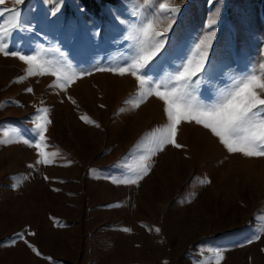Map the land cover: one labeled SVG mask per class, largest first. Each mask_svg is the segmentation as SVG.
Here are the masks:
<instances>
[{"label": "rangeland", "instance_id": "obj_1", "mask_svg": "<svg viewBox=\"0 0 264 264\" xmlns=\"http://www.w3.org/2000/svg\"><path fill=\"white\" fill-rule=\"evenodd\" d=\"M164 3L179 13L159 55L177 40L191 46L215 30L201 99L227 90L245 73L259 74L264 0L0 5L19 9L23 25L13 30L9 51L15 41L30 42L33 52L42 46L49 60L92 71L65 92L51 87L55 77H27V65L0 54V141H6L0 143V264H217L215 251L223 252L219 264H264V232L250 242L264 229V157L229 153L203 126L182 122L176 136L182 147L166 145L153 156L139 185L113 183L146 153V137L166 125L167 117L155 96L138 108L125 103L138 91L133 76L94 68L128 60L136 47L130 37L145 18L158 17L163 23L157 27H166L167 14L159 11ZM7 16H0V28ZM212 19L217 23L209 29ZM172 71L165 65L162 75ZM39 108L48 110L51 121L46 151L58 154L50 165H38V150L23 143L34 138L32 119ZM21 232L41 255L22 240L13 244Z\"/></svg>", "mask_w": 264, "mask_h": 264}, {"label": "snow or ice", "instance_id": "obj_2", "mask_svg": "<svg viewBox=\"0 0 264 264\" xmlns=\"http://www.w3.org/2000/svg\"><path fill=\"white\" fill-rule=\"evenodd\" d=\"M5 2L6 0H0V5ZM14 2L19 5L23 4L24 0H14ZM60 2L62 0H58V3ZM79 10L83 11L82 8ZM159 11L167 14L166 27H157L158 24L163 23V20L158 17L145 18L135 27L133 35L130 37L134 40L136 47L134 54L128 60L115 67L94 68V71L97 72L133 76L138 82V91L125 103L131 108H138L149 97L155 96L165 105L164 111L167 117L166 125L146 137L149 144L146 153L136 164L129 166L120 179L113 180V183L125 186L139 185V182L150 171L149 162L153 156L163 151L166 145L182 147L176 142L178 126L182 122H194L196 125L203 126L218 138L229 153H240L245 157H264V98H261L257 91V89L264 91V65L260 66L259 74L245 73L234 79L227 90H218L216 95L207 101L201 99L199 84L201 79L208 78L205 65L208 63L215 30L204 34L191 46L183 45L182 41L177 40L174 44H169L168 50L159 55L169 41L166 33L175 24L179 8L170 7L164 3L160 5ZM5 13H8V23L0 28V54L5 57L18 58L27 65V77L51 75L55 77V83L51 87L66 92L77 79L92 74L90 70L77 71L70 64L47 59L44 55L46 50L42 46L39 51L33 52L30 42L15 41V50L9 51V38L13 30L22 28L23 25L20 23L19 9L0 8V16H5ZM216 23V19L210 20L208 28L213 29ZM24 31H28V29L24 28ZM175 50L181 51L178 57L173 55ZM158 55L159 59H156ZM176 59L179 60V63L173 64V60ZM154 60L155 62L152 63ZM149 65L151 66L149 67ZM165 65H171L173 71L162 75ZM144 69L147 71H143ZM208 69L209 71L212 69L210 63H208ZM201 73L204 74L203 77ZM27 91L31 93L32 89L29 88ZM68 99L71 100V97ZM72 102L75 103V101ZM81 119L87 124H95L87 116H82ZM32 123L34 128L31 131L34 138L24 139L23 143L38 150V165L53 164L58 154L46 151L45 132L47 125L51 123L48 119V110L46 108L37 109ZM95 126L99 127L98 124ZM4 142L6 141H0V143ZM125 231L129 230L125 229ZM155 231L159 232V229H155ZM261 232H264V229L258 231L250 242L258 240ZM29 234L35 235V233ZM21 240L32 248L37 256L41 255L28 242L23 232L16 234L13 244ZM214 256L217 259V264L223 260L222 251H215Z\"/></svg>", "mask_w": 264, "mask_h": 264}, {"label": "trees", "instance_id": "obj_3", "mask_svg": "<svg viewBox=\"0 0 264 264\" xmlns=\"http://www.w3.org/2000/svg\"><path fill=\"white\" fill-rule=\"evenodd\" d=\"M63 16V13L61 14V16H58L57 18H55V20L60 19Z\"/></svg>", "mask_w": 264, "mask_h": 264}]
</instances>
